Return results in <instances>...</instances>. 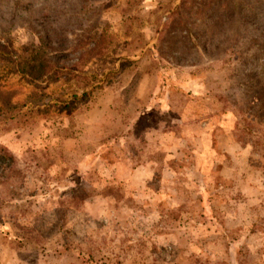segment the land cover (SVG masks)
Returning <instances> with one entry per match:
<instances>
[{"label":"rangeland","instance_id":"1","mask_svg":"<svg viewBox=\"0 0 264 264\" xmlns=\"http://www.w3.org/2000/svg\"><path fill=\"white\" fill-rule=\"evenodd\" d=\"M50 2L73 41L108 47L85 94L73 80L36 88L16 64L44 27L0 0L14 47L12 60L0 49V89L22 109L0 114L15 157L0 264H264L260 40L230 33L204 52L190 30L207 0Z\"/></svg>","mask_w":264,"mask_h":264},{"label":"trees","instance_id":"2","mask_svg":"<svg viewBox=\"0 0 264 264\" xmlns=\"http://www.w3.org/2000/svg\"><path fill=\"white\" fill-rule=\"evenodd\" d=\"M7 4L13 17H21V12L25 11L44 27V33L38 35L40 49L36 56L16 64L27 81L36 88L46 82L43 85L45 88L54 82L73 80L83 94L87 88L95 86L98 75L89 73L86 66L106 51L108 44L103 36L92 43L84 37L73 41L63 27L56 25L50 0H45L39 7L26 6L28 4L24 0H7ZM206 6L207 9H200L202 19L196 30H190L202 50L212 54L215 48L220 47L218 44L224 35L245 32L260 40L256 57L264 65V0H207ZM0 49L11 55L13 42L0 41ZM8 59L12 60V55ZM261 68L264 73V67ZM262 95L264 97V90ZM60 108L65 110L68 107L61 104ZM21 110L12 101L10 92L0 89V114L13 118L21 114ZM0 166L4 168L0 174L1 180L15 166V157L3 144H0Z\"/></svg>","mask_w":264,"mask_h":264}]
</instances>
